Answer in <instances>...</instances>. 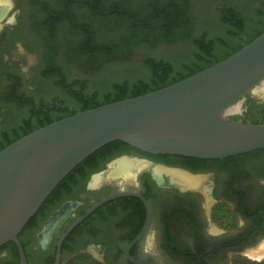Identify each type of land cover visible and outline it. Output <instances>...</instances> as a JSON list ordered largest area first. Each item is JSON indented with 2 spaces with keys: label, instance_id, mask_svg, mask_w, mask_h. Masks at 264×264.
I'll return each mask as SVG.
<instances>
[{
  "label": "flooded vegetation",
  "instance_id": "1",
  "mask_svg": "<svg viewBox=\"0 0 264 264\" xmlns=\"http://www.w3.org/2000/svg\"><path fill=\"white\" fill-rule=\"evenodd\" d=\"M193 1L0 0V151L85 104L113 102L130 86L154 88L190 77L264 28V11L252 28L257 20L245 7L227 4L218 7L216 22L197 20ZM141 45L145 50L136 54ZM63 55L75 73L60 64ZM116 64L154 80L145 85L122 79L107 87L110 81L102 79L108 84L100 87L99 77ZM256 100L248 95L243 112L232 119L263 122L264 100L250 104ZM255 105L261 113L245 118ZM120 150L76 171L27 223L18 236L27 264H55L62 235L118 192L139 193L148 206L135 196L103 204L67 235L60 264L81 251L97 253L104 264H135L126 251L145 227L130 256L148 264H234V257L263 248L264 149L224 159ZM124 153L143 158L135 160L141 168L127 178L112 172L108 178L112 156ZM148 236L155 246L146 244ZM0 264H20L13 242L0 248Z\"/></svg>",
  "mask_w": 264,
  "mask_h": 264
},
{
  "label": "water",
  "instance_id": "2",
  "mask_svg": "<svg viewBox=\"0 0 264 264\" xmlns=\"http://www.w3.org/2000/svg\"><path fill=\"white\" fill-rule=\"evenodd\" d=\"M263 86L264 32L228 58L163 89L78 112L16 140L0 151V248L13 242L20 264H27L19 234L78 165L112 142L152 155L200 159L264 149V122L232 119L242 112L248 95L264 100ZM118 161L109 163L108 169ZM124 196L138 197L148 206L136 192L107 196L62 235L55 264L61 263L63 241L79 223L103 204ZM145 230L126 251L135 264H148L130 256Z\"/></svg>",
  "mask_w": 264,
  "mask_h": 264
},
{
  "label": "rangeland",
  "instance_id": "3",
  "mask_svg": "<svg viewBox=\"0 0 264 264\" xmlns=\"http://www.w3.org/2000/svg\"><path fill=\"white\" fill-rule=\"evenodd\" d=\"M193 4H194V10L196 11L197 20H203L204 17H207L208 19H212L214 22H216V20L218 19L216 12H217L218 7L221 6V5L227 4V5H235V6H239V7H245L246 8V13L250 17H253L255 20H257V22L254 21L252 28L253 27L254 28L258 27V24H259L258 23V21H259L258 19L261 17V15L263 14V11H264V0H194ZM249 33H251V32L250 31L246 32V33H244V35L248 36ZM121 35L122 34L117 33L115 36L116 37H121ZM144 50H145V47L141 45V46L136 47L135 53L137 54V53H139L141 51H144ZM133 58H135V57H133ZM133 58H132V61L134 60ZM60 64H62L67 69H69L70 71L75 73V69L76 68L73 65H71L68 60H66L65 55H63L60 58ZM125 69H127V67H125L124 64H116V65H112V66L108 67L106 70H108L110 72H106L104 75H102L105 78L104 77H99L98 81H99V83H101L99 86L100 87H102V86L104 87V85L108 84V82L102 83L103 82L102 79L103 80L106 79V80L110 81V83L107 85V87H109V85L111 87L112 82H114V83L115 82H120L122 79H129L132 82H137L138 80H139V82L143 81V82H145V85L151 84L153 82V80H154V77L152 75H146V74H143V72L127 73L125 71ZM133 91H135L134 85L130 86V92H133ZM260 97H263V94H260ZM261 100L262 99L259 98L258 100H256L257 103L253 102V103H250V104H262ZM72 105L73 104H69L68 107L72 106ZM243 109H244V103L242 105V110ZM258 110H259V113H261L260 108L255 105L254 107H251V109H249V111L245 114L244 117L247 118V119L257 118ZM233 117H235V116H233ZM236 117H237V115H236ZM123 157H127L129 159H135V160L143 161V158H140V157H138V156H136V155H134L132 153L131 154L130 153H127V154L124 153L122 155L115 156L113 159L114 160H117V159L120 160ZM112 170H113V168L106 170L108 178H110L109 175L111 174ZM136 170L137 169H135V172H136ZM119 184H122V182L120 181ZM231 228L233 230L237 229L236 221L233 222V224L231 225ZM146 244L149 245V246H155V237L148 236L147 239H146ZM261 249H263V248H261ZM254 250H256V249H254ZM254 250H250L249 252H246V254H244V255H238V256L234 257V259H233L234 264H247V263H250V262L251 263H261V262H263L264 261V256L261 257V258L253 257V254L256 253V251H254ZM64 264H104V263H103L102 258L97 253L81 251V252H78V253L74 254L73 256L68 257L65 260Z\"/></svg>",
  "mask_w": 264,
  "mask_h": 264
},
{
  "label": "trees",
  "instance_id": "4",
  "mask_svg": "<svg viewBox=\"0 0 264 264\" xmlns=\"http://www.w3.org/2000/svg\"><path fill=\"white\" fill-rule=\"evenodd\" d=\"M264 32V28L263 29H261L260 31H259V33L258 34H256L255 36H253L252 38H250V40L245 44V45H247V44H249L250 42H252L255 38H257L260 34H262ZM245 45H243V46H240L236 51H234V52H232V53H229L228 55H226L225 57H223L222 59H220V60H218V61H216V62H213L210 66H212V65H214V64H216V63H218V62H220V61H222V60H224V59H226V58H228L229 56H231L232 54H234V53H236L237 51H239L240 49H242ZM198 73V72H197ZM194 74H196V73H194ZM194 74H192V75H194ZM191 75V76H192ZM187 78V77H186ZM167 86H169V85H158V86H156V87H154V88H152V87H145V88H141V89H138V90H135V91H133V92H130V93H128V94H126V95H123V96H121L119 99H117V100H115V101H113V102H110V103H114V102H118V101H122V100H125V99H129V98H134V97H138V96H142V95H145V94H148V93H151V92H154V91H157V90H160V89H163V88H165V87H167ZM110 103H105V104H85L81 109H79L78 111H76V112H74V113H69V114H67V115H65V116H63V117H60V118H58V119H55V120H50V121H48V122H46L45 124H43V125H41V126H39L38 127V129L39 128H41V127H44V126H46V125H48V124H51V123H53V122H55V121H58V120H61V119H63V118H66V117H69V116H71V115H74V114H76V113H78V112H82V111H86V110H89V109H94V108H98V107H100V106H103V105H106V104H110ZM264 122V121H263ZM252 123H260V122H258V121H254V122H252ZM36 130V129H35ZM31 133V132H30ZM119 148V147H121V150H120V153L121 152H123L124 151V148H127V149H130V150H133V148L132 147H130L129 145H127V144H125V143H123V142H121V141H115V142H112V143H110V144H108V145H106V146H104L103 148H101L100 150H98L97 152H95L94 154H92L91 156H89L87 159H85L80 165H78L58 186H57V188L51 193V195L47 198V200L55 193V192H57L58 191V189H60L61 188V186L63 185V184H65V182H67V180L68 179H70L72 176H73V174L76 172V171H78V170H80L83 166H85V165H87V164H91L92 162H93V160L97 157V156H99V155H102V154H107V153H111L112 152V150L113 149H116V148ZM135 151V150H134ZM119 155V154H118ZM116 156V155H115ZM115 156H112V158H114ZM46 200V201H47ZM45 203V202H44ZM247 264H264V261L263 262H261V263H247Z\"/></svg>",
  "mask_w": 264,
  "mask_h": 264
},
{
  "label": "bare ground",
  "instance_id": "5",
  "mask_svg": "<svg viewBox=\"0 0 264 264\" xmlns=\"http://www.w3.org/2000/svg\"><path fill=\"white\" fill-rule=\"evenodd\" d=\"M261 94L264 95V86L260 88ZM142 164L140 162H137L135 160H130L129 158H124L119 160L115 166L114 170L112 171V176H118V177H129L133 172L132 169L134 168H141ZM132 176V175H131ZM95 183L99 182V178H95ZM94 183V184H95ZM264 256V247L260 251L253 254V257L261 258Z\"/></svg>",
  "mask_w": 264,
  "mask_h": 264
}]
</instances>
